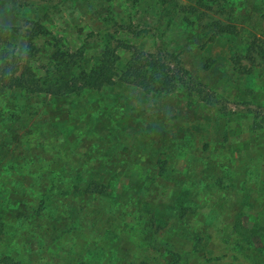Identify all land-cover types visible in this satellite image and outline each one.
I'll return each instance as SVG.
<instances>
[{
    "label": "rangeland",
    "instance_id": "1",
    "mask_svg": "<svg viewBox=\"0 0 264 264\" xmlns=\"http://www.w3.org/2000/svg\"><path fill=\"white\" fill-rule=\"evenodd\" d=\"M177 3L174 13L156 0H0V66L18 82L42 81L67 63L69 73L88 71L107 46H116L119 74L132 46L179 63L186 81L147 92L115 77L59 97L0 79V210L14 231L0 241V258H12L2 264H151L160 248L189 250L188 264L264 263V0ZM197 25L202 37L192 34ZM64 138L76 140L73 163L78 151L96 153L88 161L100 162L96 177L118 175L117 205L63 186L46 199H58L68 219L52 226L39 184L63 157ZM18 161L21 174L5 167ZM130 190L143 201L123 200L134 198ZM12 196L24 209L8 211Z\"/></svg>",
    "mask_w": 264,
    "mask_h": 264
},
{
    "label": "trees",
    "instance_id": "2",
    "mask_svg": "<svg viewBox=\"0 0 264 264\" xmlns=\"http://www.w3.org/2000/svg\"><path fill=\"white\" fill-rule=\"evenodd\" d=\"M156 2L162 9H164V5L173 3V5H175L174 9L176 10L174 13L180 11L181 9L180 6H176L178 4L177 0H156ZM186 11L188 10L184 9V12ZM187 15L188 13H185V17H187ZM110 22L112 23V20H110ZM218 22L223 25H228L220 21ZM207 24H209V22H205V24H202V28L207 27ZM221 29L223 30L225 28H222L221 26ZM233 31L234 30L227 31L225 29L223 33H232ZM192 34L199 37H202L203 34L205 35V33H203L201 29H199V25H197L192 30ZM213 37L214 36L208 38V41H211ZM0 39H3V37L1 36V30ZM115 47L107 46L97 57V63L95 64V66L88 71L78 70L75 73H69L67 71V67L69 66V64L67 63L61 67V71L54 68L52 76H46V78L42 81L22 79L19 77L20 82H18L16 78H10L7 75V71L3 62L0 66V79L4 84H7L9 86L16 85L17 87L29 90L31 92L40 90L59 97L68 94H79L87 88L90 90H99L101 88H106L107 86L113 85L117 79L126 83H133L134 85L139 86L142 90L147 92L170 91L180 85L186 86V81L184 80V76H182L183 68L181 65H179V63H176L174 66H172L171 62L167 61L166 58L161 54L149 51H139L132 46H130L128 49L131 53V57L126 64V67L123 68L119 74L115 65L117 58L115 54ZM115 77L117 79H115ZM198 88L199 90H197V92H195L194 94L198 95L201 100L205 101L207 98L201 96V92L203 89L200 86ZM75 145L76 140L73 142V144H67L64 138V142H62V147L60 148V150L64 151L62 152L63 157H54V164L48 163L47 167L45 168L46 171H48V176H44L47 174L43 173L36 174V176L40 178L44 176L41 178V184H39L41 186V190L43 191L39 209L45 210L44 216L46 218L54 217L49 221L50 225L52 226H57V221L61 222L63 219H68V217H62L65 213L61 210V204L57 203L58 199H55V203L54 200L46 199L49 191L54 193V191L63 186H65V190L63 191V193L74 192V194H72V196L74 197L78 195L77 193L82 192L95 193L103 198H106L110 206L117 205V197L111 194L113 192V188H111V181L118 175L112 178H108L106 180V182L108 181V183L101 182L96 177L97 171L99 170L98 164L100 162L98 164H92L88 162L90 159H94L97 157L96 153L92 156H88L87 151L83 153L78 151L74 159L75 163H73L70 157L72 158L74 155V152L71 153V149L73 150ZM177 145L179 146L178 151L183 150V146L187 147V143H178ZM69 149L70 151L68 152ZM18 156L25 160L24 162L27 165L26 161L29 159V156L24 155V157H22L21 154L17 152L15 158ZM167 156H169V154H167ZM166 159H164L163 162L160 163V169L162 170L160 175L168 177V175H166L168 173V165H165L164 162ZM157 160L161 159L158 158ZM50 164L52 168L49 169L48 167ZM208 166L209 170H214V165L210 160H208ZM5 167L9 170H16L20 174L26 170V167L21 166V161H18L16 163V166L14 167H12L10 164H7ZM244 173L250 177L251 170L248 169ZM222 174L223 172L221 170L219 177L215 178L212 181L215 183L220 181V179L222 181ZM140 191H143V189ZM10 192L11 189L9 191V195ZM130 192L133 194L134 198H128L126 194L122 193V199H128V202L134 199L135 203H141L142 194L138 193L136 190H130ZM12 197L14 198L12 200L14 201L15 205L12 207H8V211L12 213L14 211L17 212L20 209H24L22 200H18L14 196ZM143 207L144 206L142 204V208ZM3 211L5 210H0V241L8 238V235H13L14 233V231H10L9 225L3 219ZM242 214V211H240L238 215ZM39 225L42 226V224ZM61 225L63 230H65L64 226L70 224ZM257 229L259 230L260 234L263 235L264 222L262 223L261 228ZM156 242H158V240H156ZM164 244L165 243H163V245ZM156 253H158V257H151L150 260L153 261V263L151 264H188L187 261H189L190 256L189 250L176 251L172 248H167V250H163L162 248H160V250L158 249ZM161 259H164V262H161ZM2 260H9V263H11L12 258L8 255H5L0 258V264H2Z\"/></svg>",
    "mask_w": 264,
    "mask_h": 264
}]
</instances>
